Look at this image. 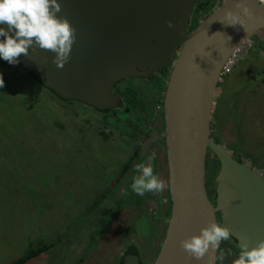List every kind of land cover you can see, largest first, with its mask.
I'll return each mask as SVG.
<instances>
[{"label": "water", "instance_id": "obj_1", "mask_svg": "<svg viewBox=\"0 0 264 264\" xmlns=\"http://www.w3.org/2000/svg\"><path fill=\"white\" fill-rule=\"evenodd\" d=\"M197 1L58 0L61 12L57 15L67 18L76 29L68 61L58 68L53 52L33 47L17 63L59 97L96 109L119 104V97L111 92L115 81L149 78L171 66L163 92L161 133L168 182L163 199L170 209L151 264H216L217 252L198 261L180 247L182 239L198 234L213 219L231 229L239 249L244 242L252 247L264 239V176L234 159L210 136L221 67L242 42L253 36L264 41V5L247 0L254 13L245 18L247 31L240 25H226L225 10L238 11L235 0L210 6V12L190 28ZM169 20L174 27H168ZM0 27L7 30L6 24ZM154 136L160 137L152 130L128 167L117 197ZM208 152L218 161L213 202L205 184ZM121 264L143 263L137 250L130 247Z\"/></svg>", "mask_w": 264, "mask_h": 264}, {"label": "rangeland", "instance_id": "obj_2", "mask_svg": "<svg viewBox=\"0 0 264 264\" xmlns=\"http://www.w3.org/2000/svg\"><path fill=\"white\" fill-rule=\"evenodd\" d=\"M210 10L207 0H201L190 19ZM247 50L217 82L221 101H213V110L220 111L221 120L216 127L211 115L210 136L264 176V43ZM156 73L145 80L126 78L124 100L132 101V94L138 101L147 100L143 86L150 82L157 87ZM0 74L5 81L0 88V264H11L42 244L47 247L23 264H118L130 244L140 250L144 264H151L165 227L160 210L168 208V201L135 194L130 187L134 173L124 191L130 195L106 197L109 181L119 174L121 161L128 160L130 142H125L124 131L93 137L88 121L100 122L101 114L75 102L54 101V110L52 100L47 107L49 93L2 58ZM151 93L155 96L152 88ZM111 117L104 121L108 126ZM207 160L211 195L215 174L208 180V172L215 159L209 152ZM232 250L231 255L225 252V264L237 258Z\"/></svg>", "mask_w": 264, "mask_h": 264}, {"label": "clouds", "instance_id": "obj_3", "mask_svg": "<svg viewBox=\"0 0 264 264\" xmlns=\"http://www.w3.org/2000/svg\"><path fill=\"white\" fill-rule=\"evenodd\" d=\"M264 5V0H256ZM234 7L238 11L226 9L224 16L228 26L240 25L245 31V18H251L254 13L247 0H235ZM61 5L58 0H0V24H6L7 30L0 27V58L9 64L15 65L21 55L28 56L29 49L39 47L49 50L55 55L53 63L63 68L68 61L72 45L76 40V29L70 21L58 16ZM168 27H174L171 20ZM11 33V34H10ZM210 54V53H209ZM5 81L0 74V88ZM155 153L148 163H139L133 177L131 190L138 196L146 193L161 192L167 187V182L155 172ZM232 236L231 229L222 225L218 220H210L206 226L180 241V247L191 257L201 260L209 252L219 251V259L223 260L225 252L221 249L222 242L228 241ZM231 255V249H228ZM232 264H264V239L249 247L247 242L240 244V250Z\"/></svg>", "mask_w": 264, "mask_h": 264}, {"label": "flooded vegetation", "instance_id": "obj_4", "mask_svg": "<svg viewBox=\"0 0 264 264\" xmlns=\"http://www.w3.org/2000/svg\"><path fill=\"white\" fill-rule=\"evenodd\" d=\"M199 1H201V0H198L197 2H199ZM219 1L220 0H207V5L212 6ZM192 20L193 21L199 20V16H198V18H195V16H194ZM252 39L250 41H252ZM261 52H263V51H261ZM247 54H248V52L243 56H246ZM243 56H242V58H243ZM263 58H264V55H263ZM17 66H19V65H17ZM170 68H171V66L168 65V66H164L161 69L157 70L156 75H157V78L159 79L157 87L151 86L150 82H147V84H144L143 88L146 91L145 95L148 97L147 100L138 101L134 98L133 94L130 95V97H132V102H135L136 105H133L132 103L124 100V96H123V93L125 92L124 82H125L126 78H129V77H124L122 79H119L112 84L111 92L119 97L120 102H119V104L111 105V106L104 108V109H96L90 105L84 104L80 101L71 100V99H65V100H59V99H55V98L53 99L54 101L61 102V103H65V102L73 103V102H75V103H78L79 106H82L84 108H88V109H90V110H92L98 114H101L102 117L100 118V122H97V123H95L92 120V118L90 121H88L87 118H85V121L87 124H88V122L91 123L90 127L88 128L89 129V132H88L89 135L94 137L95 133H97L96 136L101 133V135H103L105 137L104 132L108 131L107 134L112 136L111 130H114L115 132L116 131L120 132V130H122V131H124L123 136L127 140L125 142H130L128 145H126V147H129V149H130L128 152H126V155L128 156L127 157L128 160L127 161H123V160L121 161L119 174L116 175L114 177V179L109 181V188H106V193H107L106 197H111L112 195H114V196H116V199L119 198V197H117L118 187H119L120 183L122 182V180L124 179V177L126 176V172H128L127 171L128 167L137 159V154L140 152L144 141H146V139H148L151 136L152 130H155L157 132V134L160 135V137L154 136V138L147 144V147H146L144 153L139 157L137 164L148 163L150 161L152 154L155 153L156 159L153 162L154 167H155V172L161 179H163L162 176H164L165 179H163V180L167 181V171H166V162H165V142H164L163 137L161 136V133H162V127H163L162 99H163V92H164V88L166 85V81L168 79V75L170 72ZM165 75H167L166 78H165ZM151 77H153V76H151ZM151 77H149V78H151ZM135 78H137V77H135ZM149 78H140V79L145 80V79H149ZM151 88L153 89L155 96H153V94L151 93ZM127 94L128 93H126V95ZM140 95H142V94H140ZM54 101H53V108H54V110H56L57 106L55 105ZM150 113H153L154 115L153 114L151 115ZM119 114H120V116H119ZM85 116H87V115H85ZM103 116L105 118H103ZM111 116H113V118ZM131 116L133 117L132 119H130ZM107 117L112 118V121H111V123H109V126L104 123V121L107 119ZM53 119H55V118H53ZM92 124H95L97 128H94ZM107 139H108V135H107ZM133 155H134V158L131 160V157ZM137 164H136V166H137ZM124 169L126 172L124 173L123 177L120 179L119 175L121 172L124 171ZM132 171L133 172H131L130 177H129L128 181L126 182L122 193H124L126 186H127V183L129 182L132 174L133 173L135 175L139 174L136 171V167ZM116 180L118 181L117 184H116ZM205 184L207 185L206 180H205ZM211 185H212L213 191H214L213 179L211 180ZM167 192H168V182H167V187L164 189V191L147 193V194L150 195L152 198L159 199V198H161V196L163 198L166 197ZM124 194L130 195L131 192L129 190H127ZM209 197H211L210 199L212 200L213 195L211 194V195H209ZM212 202H213V200H212ZM168 204H169L168 208L167 207H163V208H167V210H169L170 209V203L168 202ZM163 208H161V210L165 211L164 214L166 216L167 210L163 209ZM164 225H165V222H164ZM163 233H164V230H163ZM162 236H163V234H162ZM230 239H232V238H230ZM233 243H234V241H233ZM234 245L236 246L235 243H234ZM137 250H138V248H137ZM137 253L139 255V260L142 261V259L140 257V254H141L140 250H138ZM233 253H234V251H233ZM219 255H220V253L217 251L216 264H225L224 259L219 260ZM234 255L237 256V254H235V253H234Z\"/></svg>", "mask_w": 264, "mask_h": 264}, {"label": "trees", "instance_id": "obj_5", "mask_svg": "<svg viewBox=\"0 0 264 264\" xmlns=\"http://www.w3.org/2000/svg\"><path fill=\"white\" fill-rule=\"evenodd\" d=\"M195 18H196V16H195ZM197 18H198V14H197ZM196 22H197V20H195V22H193L192 23V26H194L195 24H196ZM253 38V39H252ZM251 39H252V41H253V44H254V47H259L262 43H264L262 40H259L256 36H253V37H251ZM250 39V40H251ZM19 68L21 69V70H23V72H24V76L25 77H27L34 85H38V86H40V87H42L43 89H44V91H47L48 93H49V95L51 96V100L49 101H47L46 99H45V101H46V103H47V107L49 106V103H51V101L55 98V99H59V100H65V99H63V98H61V97H59L58 95H56V94H54L50 89H47V88H45L41 83H40V81L37 79V78H35L31 73H29L23 66H19ZM263 70H264V67H263ZM49 96V97H50ZM54 101V100H53ZM53 101H52V103H53ZM130 103H132L133 105H136V103L135 102H132V101H130ZM52 107H53V105H52ZM210 128H211V131H212V129H213V125H211V123H210ZM214 141L215 142H218L216 139H214ZM219 143V142H218ZM134 158V155L131 157V160ZM208 160L206 161V168H207V165H208ZM211 163H212V165H211V167L212 168H210V171L208 172L209 173V176H208V180H209V178H210V176L212 175H214V173L216 172V170H217V168H218V161L217 160H212L211 161ZM126 171H125V169H124V171L123 172H121L120 173V175H119V177H120V179L123 177V175H124V173H125ZM207 173V174H208ZM207 178V177H206ZM118 180V179H117ZM116 180V184L118 183V181ZM212 180V179H211ZM211 180H210V182H211ZM209 191V190H208ZM211 192H212V195H213V193H214V191H213V189L211 190ZM123 194V193H122ZM168 212H169V210H167V212H166V214H168ZM229 242H232V245L235 247V249L237 250V251H239V249L237 248V246H235L234 245V243H233V241H232V239H229L228 240ZM230 245V243H228L227 241H225V242H222V244H221V249H222V247H223V250H224V252H228V249H231L232 250V248L229 246ZM45 247H47V244H42L40 247H37V248H35V249H31V250H29V251H27L25 254H23L21 257H19V258H17V259H15L11 264H23V263H25V262H27L30 258H32V257H35V256H37L38 254H40V252L41 251H43L44 250V248ZM126 247V246H125ZM134 248L135 250H137V247H135L134 245H128L124 250H123V253L121 254V256H120V260H119V262H118V264H121L122 263V258H123V255L127 252V250L129 249V248ZM233 251V250H232ZM219 252V251H218ZM234 254V253H233ZM140 262H142L143 263V261H141L140 260ZM224 262H226V259L224 258ZM144 264V263H143Z\"/></svg>", "mask_w": 264, "mask_h": 264}, {"label": "built area", "instance_id": "obj_6", "mask_svg": "<svg viewBox=\"0 0 264 264\" xmlns=\"http://www.w3.org/2000/svg\"><path fill=\"white\" fill-rule=\"evenodd\" d=\"M219 2L215 3L218 4ZM250 47H254V44L252 41L246 40L242 42L227 58V60L224 62V64L221 67L220 73H219V78L222 75L228 74L231 70V68L240 60L242 59V56L247 53V49Z\"/></svg>", "mask_w": 264, "mask_h": 264}, {"label": "crops", "instance_id": "obj_7", "mask_svg": "<svg viewBox=\"0 0 264 264\" xmlns=\"http://www.w3.org/2000/svg\"><path fill=\"white\" fill-rule=\"evenodd\" d=\"M262 69H263V68H262ZM217 91H219V89L216 88V92H215V96H214V101H215L216 99L218 100V98H219V95H218V92H217ZM220 101H221V100H218V101H217V105H218V102H220ZM213 111H214V110H213V107H212V112H213ZM212 112H211V115H212V117L214 116V117H213V118H214V124H215V126L217 127V126H219V121L221 120V119H219V117H217V116H218L217 113L220 112V111L215 110L213 114H212ZM215 119H216V122H217V120H218V124L215 123ZM222 120H223V119H222ZM223 122H224V125H226V123H228V124L232 127V123H231V122H229V121L226 122V121H224V120H223ZM214 124H213V125H214ZM213 128H214V127H213ZM224 131H225V130H224ZM226 132H228V129L226 130ZM230 134H231V136H232V133H230ZM226 136H227V138H228L229 134L226 133ZM225 141H226V140H225ZM227 150H228V149H227ZM228 151H229V150H228ZM229 152H230V154H231L232 151H229ZM244 162L247 163V164H249V162H248L247 160H245ZM249 165H250V164H249ZM251 167H252V166H251ZM260 172H261V171H260ZM160 212H161L162 214H164L162 210H160ZM164 215H165V214H164ZM163 230H164V229H163Z\"/></svg>", "mask_w": 264, "mask_h": 264}]
</instances>
